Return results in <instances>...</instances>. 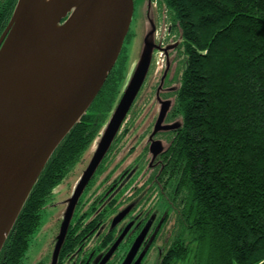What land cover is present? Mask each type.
Segmentation results:
<instances>
[{
  "label": "trees",
  "instance_id": "1",
  "mask_svg": "<svg viewBox=\"0 0 264 264\" xmlns=\"http://www.w3.org/2000/svg\"><path fill=\"white\" fill-rule=\"evenodd\" d=\"M16 1L0 0V35ZM162 3L184 56L175 97L182 125L171 151L184 199L178 227L189 232L167 264H264V0ZM126 58L122 45L85 114L51 154L0 250L1 264L21 261L45 198L82 161L120 94Z\"/></svg>",
  "mask_w": 264,
  "mask_h": 264
},
{
  "label": "water",
  "instance_id": "2",
  "mask_svg": "<svg viewBox=\"0 0 264 264\" xmlns=\"http://www.w3.org/2000/svg\"><path fill=\"white\" fill-rule=\"evenodd\" d=\"M35 1H16L0 37V250L51 154L80 121L112 70L134 8V0H83L75 33L37 83L20 91L11 76L25 66L36 27L43 20L52 28L69 27L76 0H47L46 8L32 13ZM138 86L139 82L120 94L110 111V125L80 191L109 147Z\"/></svg>",
  "mask_w": 264,
  "mask_h": 264
},
{
  "label": "flooded vegetation",
  "instance_id": "3",
  "mask_svg": "<svg viewBox=\"0 0 264 264\" xmlns=\"http://www.w3.org/2000/svg\"><path fill=\"white\" fill-rule=\"evenodd\" d=\"M182 57L176 89L162 93L165 98L173 97L166 120L179 114L175 97L184 67ZM144 102L141 101L132 117ZM140 123L135 118H124L81 189L71 219L59 221L49 242L50 254L55 253L53 264H167L175 243L188 242L185 238L189 232L180 230L177 222L178 208L184 199L171 151L182 118L178 125ZM134 130L139 131V138L146 133L149 138L140 141L141 152L124 163L137 146ZM54 188L40 208V222ZM29 245L30 240L27 250ZM25 255L26 252L18 264H23Z\"/></svg>",
  "mask_w": 264,
  "mask_h": 264
},
{
  "label": "rangeland",
  "instance_id": "4",
  "mask_svg": "<svg viewBox=\"0 0 264 264\" xmlns=\"http://www.w3.org/2000/svg\"><path fill=\"white\" fill-rule=\"evenodd\" d=\"M133 4V15L129 27L130 36L128 42L124 41L125 44H123L127 58L119 88L120 94H127L138 82L139 86L132 99V103H134L125 112L123 120L124 118H135L137 123L141 122L140 124L151 121L156 122V125L158 123L178 125L181 123L180 114L166 120L173 97L165 98L162 93L171 92L178 85V71L183 61V54L179 52L178 48V43L181 41L180 30L176 24H173L171 15L162 0H134ZM166 81L168 83L163 85ZM120 94L113 109L121 98ZM142 100L143 102L145 100L142 109L132 117ZM111 119L112 112H109L86 148L82 161L76 164L67 179L54 188L52 196L47 200L42 212L41 222L31 236L23 264H49L51 256V264H53L55 253L50 254L49 242L56 233L59 221L63 222L67 217L71 219L75 204L81 196V182L102 143ZM137 130L139 129L137 128ZM137 130H134L137 146L126 157L124 163L141 152V142L149 138V133L144 134L142 139L139 138L141 135H138L139 131L137 132Z\"/></svg>",
  "mask_w": 264,
  "mask_h": 264
},
{
  "label": "bare ground",
  "instance_id": "5",
  "mask_svg": "<svg viewBox=\"0 0 264 264\" xmlns=\"http://www.w3.org/2000/svg\"><path fill=\"white\" fill-rule=\"evenodd\" d=\"M75 6L74 13L71 17L70 26L67 28H52L43 20L34 31L35 37L32 40L31 54L29 55L25 66L19 72L12 74V84L14 87L20 88V91H27L35 85L37 81L44 75L51 66L53 61L59 55L61 48L66 43L68 37L75 33L78 24H80L81 13L84 9L83 0L73 2ZM48 5L47 0H36L32 13L41 11ZM46 76V75H45Z\"/></svg>",
  "mask_w": 264,
  "mask_h": 264
}]
</instances>
